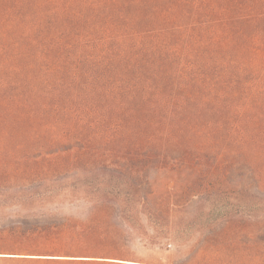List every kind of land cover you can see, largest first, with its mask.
<instances>
[{
	"label": "trees",
	"instance_id": "obj_1",
	"mask_svg": "<svg viewBox=\"0 0 264 264\" xmlns=\"http://www.w3.org/2000/svg\"><path fill=\"white\" fill-rule=\"evenodd\" d=\"M7 190L74 210L0 238L12 264L159 261L220 203L186 264H264V0H0Z\"/></svg>",
	"mask_w": 264,
	"mask_h": 264
},
{
	"label": "rangeland",
	"instance_id": "obj_2",
	"mask_svg": "<svg viewBox=\"0 0 264 264\" xmlns=\"http://www.w3.org/2000/svg\"><path fill=\"white\" fill-rule=\"evenodd\" d=\"M93 176L85 173L79 179L90 180ZM57 179L59 180V178ZM12 190L0 191L2 193L0 195V238L7 237L11 231L17 230L18 227L32 230L37 226H41L44 222H39L38 220L36 223L33 219L35 217H44L56 221L74 214V210L59 204V199H53L43 204L38 201L37 197L30 198L28 197L30 194L18 193ZM19 198L28 202L25 205H21ZM226 210L225 203H220L216 211L207 210L206 208L202 212L198 210L199 215H203L198 217L195 210L187 208L185 212H181L183 214H177V217L182 221H178L176 227L167 231L168 233L162 234L154 241L156 244L154 250L160 258L159 261L152 262L144 259L139 260V262H142V264H186L193 256H197L203 253V250H206V248L211 247L207 245L205 238L200 237L196 233L195 228L203 225L205 228L202 232H204L208 229V223L216 219L219 221V218H222L227 213ZM250 214V212H245L243 216L246 217ZM260 215H264V212H261ZM243 230H246L243 240L247 241L251 236L249 227L246 229L243 227L236 231L240 233ZM207 237H210V235ZM232 245L241 246L243 244L242 242L235 241ZM0 264L12 263L7 262L4 258H0Z\"/></svg>",
	"mask_w": 264,
	"mask_h": 264
}]
</instances>
